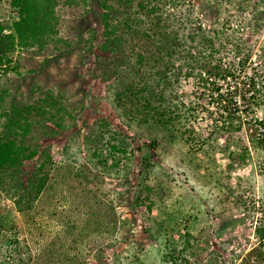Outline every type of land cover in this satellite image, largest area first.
Listing matches in <instances>:
<instances>
[{
	"label": "rangeland",
	"instance_id": "obj_1",
	"mask_svg": "<svg viewBox=\"0 0 264 264\" xmlns=\"http://www.w3.org/2000/svg\"><path fill=\"white\" fill-rule=\"evenodd\" d=\"M87 1L60 7L44 50L0 54L11 57L1 122L42 90L65 107L37 115L26 138L37 153L0 172V264H264L254 234L264 223V0H156L153 15L137 0L113 3L112 23L130 17L120 43L104 35L101 0ZM16 17L0 0V22ZM132 47L148 50L137 75ZM218 62L236 65L227 82L208 78ZM129 82L145 84L141 100L170 110V123L145 121L120 92ZM216 87L241 115L237 133L220 129ZM109 142L126 150L114 166ZM45 159L49 181L34 196Z\"/></svg>",
	"mask_w": 264,
	"mask_h": 264
},
{
	"label": "trees",
	"instance_id": "obj_2",
	"mask_svg": "<svg viewBox=\"0 0 264 264\" xmlns=\"http://www.w3.org/2000/svg\"><path fill=\"white\" fill-rule=\"evenodd\" d=\"M125 1L127 0H101L100 4L103 9L102 21L105 27L104 35L111 42L120 43L118 34H123L125 29L130 28V17L117 19L114 23L111 22L112 13L118 12V9L114 7L113 3H116L118 6H123ZM153 1L156 0H137L136 5L143 12L153 15L156 10L155 5L152 4ZM87 5V0H10V6L16 11L17 17L8 24L0 22V54H3L4 50L11 52L10 49H16L19 51L32 50L37 52L44 50L48 44L56 39L59 33L60 7L85 8ZM154 19L156 22L155 24H157L159 20L155 16ZM154 26L157 29L163 30L164 28H162L161 25ZM198 29L199 31L202 30L201 27H198ZM166 32L163 30L160 31V34H163V36L166 37L168 36ZM143 36H147V33H145V35L143 34ZM159 39L163 40L162 38ZM235 46L237 47L236 51L238 52L242 49L240 43ZM163 47L165 46H157L158 51ZM135 49L132 47L131 50L134 65H137L138 67L134 71L137 75L140 70V65L143 64L144 60L147 58L146 54L148 50ZM9 53L0 56V79L3 74H6L9 71L11 62ZM238 64H242V62H238ZM235 66L223 62L210 63L207 71L209 73L208 78L213 76L214 79L218 78L223 82H227L230 77L232 78L233 73L236 71ZM11 69L16 70V67H11ZM146 87L145 84L140 85L139 83L133 84V82H129L120 86V92L128 99V101H130V103L132 102L131 104L133 106L135 104L137 105L139 102L141 105L139 111L142 112L145 121L152 122L153 124L170 123V120L173 118L170 114V110L151 108L150 102L141 100V93ZM216 90L217 105L219 106V104H222V108L225 111L226 106L225 101L222 98L223 94L218 91L220 90L219 87H216ZM61 102L62 100L60 98L54 96L52 92L47 89L42 90V96L36 101V103L22 106L14 104L11 109L7 111L5 121H0V172L8 173L10 170H17L23 164L24 160L35 156L37 150L26 143L27 134L31 133L34 125L39 122L40 118H38L37 115H41L42 118H47L51 115L55 116L58 112H63L65 107ZM221 116L222 124L220 129L234 133L242 130L241 115L235 114V111L227 110L225 113H222ZM258 126L262 128L264 134V121L260 120ZM261 140L264 142V135ZM257 143H261V141L258 139ZM99 146L100 145H97L95 147L93 155L97 158H102V153L100 151L101 148ZM107 148L108 153H106L107 155L104 156L103 159L105 162L112 160V165L114 166L119 161L120 155L125 153L126 150L119 142H109L107 143ZM239 158L242 161L245 160L244 157ZM99 160L102 161V159ZM48 168V159L43 160L39 164V178L31 187L34 191V196H37L49 181ZM254 234L260 241L264 239V223H260L255 228ZM259 256H261L260 253H258V257ZM215 264H217L216 260Z\"/></svg>",
	"mask_w": 264,
	"mask_h": 264
}]
</instances>
